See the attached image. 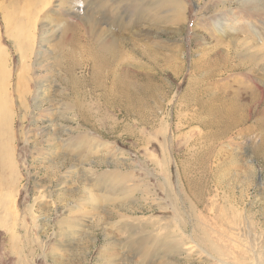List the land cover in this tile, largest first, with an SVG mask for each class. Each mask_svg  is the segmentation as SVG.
Wrapping results in <instances>:
<instances>
[{
  "label": "rangeland",
  "instance_id": "obj_1",
  "mask_svg": "<svg viewBox=\"0 0 264 264\" xmlns=\"http://www.w3.org/2000/svg\"><path fill=\"white\" fill-rule=\"evenodd\" d=\"M67 1L0 0V108L8 120L0 123V264H264V115L214 139L194 102L247 103L251 76L236 68L209 80L192 66L222 55L246 65L251 56L237 53V42L264 49L254 41L264 12L238 0H178V17L150 3L141 15L140 0H109L126 16L119 60L141 99L130 113L89 86L71 97L61 66ZM90 3L78 0L77 17ZM88 68L75 75L88 78ZM111 175L125 178L123 190L97 184ZM199 228L226 251L220 262L206 253ZM129 235L177 240V249L165 253L155 242L159 249L141 257Z\"/></svg>",
  "mask_w": 264,
  "mask_h": 264
},
{
  "label": "bare ground",
  "instance_id": "obj_2",
  "mask_svg": "<svg viewBox=\"0 0 264 264\" xmlns=\"http://www.w3.org/2000/svg\"><path fill=\"white\" fill-rule=\"evenodd\" d=\"M58 1H59V4L57 3L58 6H61L60 3L61 2L65 3L67 0H58ZM108 1L109 0H92V3H90L91 7L89 8V10H86L81 16L78 17L77 14L79 13V10L76 7L78 0L67 1L69 5L64 7V9H65V13L69 15L70 20L64 21V25L62 29L63 30L62 41L63 40L65 41V45L61 47L63 52L62 53L63 64L61 66L63 67V71H64V77L62 81L65 83V86H68L71 89L70 93H71V97L73 98L78 96L77 90L80 87L82 88L89 86L93 91L94 90L103 91V97L105 103L113 106L114 105L121 106L122 108L125 109V111L133 113L134 108L138 107L141 104V99L138 97L137 93H135V90L137 91V84L133 80L134 78L133 75H129L130 73L128 74L127 64L119 60L120 58L119 52L121 51L120 48H122L123 45H121L118 42L119 40L123 39V37L125 36L123 32L124 30L123 28H125V24L123 20L126 18V16L120 15L119 11L121 8H119L117 4L114 5L113 3L109 4L110 1L109 2ZM114 1L117 2L118 4L123 2V0L122 1L114 0ZM222 1L224 2L222 6L223 5L225 6L227 2H232L234 0H222ZM33 2L46 6L48 5L49 0H33ZM149 3L151 4V7L152 5L153 7L155 6L157 8L162 6L168 7L172 12L175 11V16L177 14H180L181 13L180 11L184 12L182 3L178 0H151V2L149 0H140L138 10L141 15L144 14V9L145 7H148ZM238 3L240 5L242 4V6L249 5L248 6L249 8H253V10H256L257 12H261V11L264 12V0H238ZM107 4H109L110 6L108 7ZM71 10H73V12H71ZM94 13L100 14V18L94 17ZM72 14H74V16L70 18ZM4 19L5 21H7V19L10 20L6 15ZM45 19L47 20L49 19L47 15L45 16ZM216 20L217 23L216 22L215 23L218 25L219 29L222 31L226 30L228 26L227 21L224 18H218ZM102 24H105L108 27L109 33L105 34L106 31H103L100 28ZM260 26H262L261 27L262 32L255 36L256 38L254 39L256 40L254 41L256 42L257 39L264 40V24ZM131 28L136 29L137 24H133ZM83 32H85V34H83ZM103 34H105L104 37ZM220 35L221 36L225 35V33L221 32ZM244 42L243 41L237 42L238 45L240 44L239 49L237 47V53L238 52H240L241 54L245 53L251 56V58L248 59L249 61H246L247 64L244 66H242L241 63L240 65L238 64L233 65V63L230 62L229 57L227 55H222L221 57L209 58L208 59L209 61L206 60L204 63H202L201 60L198 62L195 61L192 65L194 69L197 70V72H200L201 71L200 68H201L203 71L202 77L206 79L212 78L216 74L220 73V71L224 73L225 72L230 73L234 71L236 68L237 70L244 71L243 74L245 75V77L251 76L252 79V83H250L249 85L250 87L245 89L242 88L243 90H247V92L248 91L250 92V96L248 98L249 101L247 103H241V100L235 99L230 96H228L227 98L209 96L206 100L200 99V101H198L197 98L195 97L194 99L195 104L199 102V104H197V106H199L200 108L198 111L200 114L204 116L203 118L204 120L201 122L202 127L205 128L206 130H209L211 136L214 139H219V138L221 139L227 133L231 132L235 127L242 125L243 122L250 115L253 114L264 115V49L262 47H257V43L253 42V44L255 43L256 46L254 45L255 49L254 50L252 49L251 52L250 48L246 47L247 45L244 46V48L241 47L242 46L241 44ZM214 46L217 47L218 44ZM233 52L234 51L232 50V53ZM0 54L2 55V59H3V57H5V52L3 50L2 51L0 50ZM8 64L7 66H9ZM82 65L90 68V69L88 68L90 70L89 77L86 79H79L75 75V71ZM254 88L258 90L255 91ZM0 123L2 124L8 123L6 113L1 108H0ZM4 130H1V132H3ZM5 139L7 140L8 145L6 146V150H4V148L2 149V152H5V154L8 156L5 158H10L11 154L9 153L10 151L9 136L5 135ZM111 177L112 178L110 179L109 176H101L97 179V184L98 185L107 184L109 190H116L118 186L119 188H117V190H123L122 188L124 186L122 185V183L125 181V178H122L121 176L118 175H111ZM7 196L8 195H5L4 197L7 198ZM199 199H200V195L197 190L196 194L194 195V200L198 201ZM9 204H11V201L9 202ZM199 230L201 231L202 234L201 243L207 248V250L206 249L204 250H206V253L209 254L210 257L212 256L213 258H215L220 262L221 260L217 258L224 257L225 256L224 252L226 251H224V249L221 248L222 246L217 244L218 241H216L217 239L214 238L215 236L210 234L206 228H202V229L199 228ZM127 231L130 230L128 229ZM139 231L141 230H134L135 233H139ZM128 234H131V232ZM132 240L133 239L130 236L129 238H127V241L125 242L129 243L130 247H132L133 244L136 243L137 246L136 254L140 255L141 257H149L153 252L159 249L156 246H163V248L165 249L164 252L169 254L171 252L175 253L174 250L177 249V240H175L176 241L175 242L173 241V239L169 240L165 238L161 241L160 240L156 241L157 239L154 241L149 235L148 236L138 235L136 236V239L133 240V242ZM155 242L159 244L155 246ZM146 244H148L147 245L148 247L145 246Z\"/></svg>",
  "mask_w": 264,
  "mask_h": 264
}]
</instances>
